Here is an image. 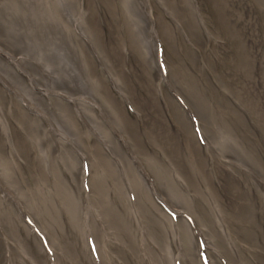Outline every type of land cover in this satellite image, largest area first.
<instances>
[{
  "label": "bare ground",
  "instance_id": "obj_1",
  "mask_svg": "<svg viewBox=\"0 0 264 264\" xmlns=\"http://www.w3.org/2000/svg\"><path fill=\"white\" fill-rule=\"evenodd\" d=\"M102 1L117 25V45L105 41L95 21L97 10L88 13L90 0H0V264H123L128 258L137 264H181V255L188 252L193 264H203L204 253H210L214 264H225L224 259L228 264H256L247 254L264 255V234L248 228L263 231L249 216L251 211L246 225L230 218V230V214L218 208L219 222L212 231L197 222L191 206L192 192L209 207L214 205L217 186L206 173L211 162L216 169L223 165L244 173L258 194L257 212L264 213V159L259 149L264 91L253 84L257 63H264V48L257 58L239 27L242 9L231 6L230 0H206L213 11L210 24L200 0H119L117 6L115 0ZM248 1L262 11L264 25V0ZM228 37L233 75L219 77L212 62L222 60L217 47L229 44ZM126 41L140 56L143 83L153 93L159 74L158 86L177 125L179 145L184 140L190 172L182 160L185 155L172 144L175 139L155 121L149 123L151 135L174 159L188 194L176 185L168 165L138 140L137 123L122 114L107 90L118 88L136 98L121 65L110 55L118 48L123 54ZM206 43L214 54L205 51ZM135 102L142 108L137 98ZM54 128L59 132L46 145L50 137L43 133L51 136ZM12 129L22 135L15 132L12 139ZM61 137L70 143H60ZM8 140L30 162L33 153L26 148L38 143L40 178L35 190L18 178L21 166ZM58 162L70 178L63 177L62 167L53 174ZM102 164L107 177L122 181L116 196L126 212L111 198L110 185L97 176ZM96 178L95 192L90 185ZM46 188L55 189V198L45 195ZM96 194L99 201L93 203ZM164 209L174 215L169 217L177 221L176 230L182 226L186 232V250L179 245L177 254L169 249L165 255L155 246L167 243L154 237L152 225L155 210L167 216ZM63 212L69 217L63 219ZM69 226L78 232L73 239H68ZM221 230L229 232L225 240L239 249L219 250L224 257L211 251L209 238H222Z\"/></svg>",
  "mask_w": 264,
  "mask_h": 264
},
{
  "label": "rangeland",
  "instance_id": "obj_2",
  "mask_svg": "<svg viewBox=\"0 0 264 264\" xmlns=\"http://www.w3.org/2000/svg\"><path fill=\"white\" fill-rule=\"evenodd\" d=\"M228 3H230V5L233 6L234 8L242 9V18H240L239 20V27L242 28V33L244 37L248 39V44L254 48L255 56L257 57V52H258L257 58L261 59L262 48H264V38H263V30H262V27H264V25L261 24V21L263 19L262 11L260 10L259 7L256 6L253 7L251 4H249L248 0H230ZM115 4L117 6L119 4V0H115ZM199 5L206 14V21L210 24H213L214 23L213 11L209 2H207L206 0H200ZM90 9H96L98 12L97 13L98 18L97 19L95 18V21L96 24L102 28L105 41H109L113 45H117V42L119 40L117 25L116 23H114V20L111 17V15L109 17L108 12L104 7L103 1L90 0L89 7L87 9L88 13ZM227 11L229 12V10ZM120 19L121 17L119 15L118 20L120 21ZM199 23L200 25H202L200 17H199ZM177 33L179 37L180 35L179 30L177 31ZM227 41L229 44L225 42L224 43L221 42L217 47V52L220 55H222V60L219 62H212L213 65L212 71L219 77H227L233 75V70L231 64L228 62V59L233 54L234 51L231 47L232 44H231V39L229 37L227 38ZM125 45H126V49H125ZM118 49L116 50L114 49L111 51L110 54L111 58L113 54L115 59L114 62L121 65L122 73L124 74V77L126 78L127 82H129L133 91L136 90V98L142 104L140 105L142 108H139L136 105L135 96L132 97L131 94L129 95L125 91H120L118 88H112L111 90L107 88V90L110 93V96L117 100L122 114H124L125 117L130 116L132 118V121L137 123L138 131L140 133L138 140L141 143L144 142V144H146V146L150 149V151L152 152L151 154L154 157L156 156L159 161L161 162L164 161L168 165L170 170L173 172V178L175 180L176 185L180 189H182L186 194H188V189L186 184L184 183L182 178L178 175V173H176L177 165L174 164V159L166 150H164V148H162L163 146L160 147L161 145L158 146L154 143L151 135L152 132L149 123L151 121H155L158 126L163 127V129L170 135V137H173V139H175L174 143L172 144H175L174 146L177 149H179L178 154L185 155L182 157V160L185 161L184 165L186 170L190 172L191 167L187 160V150L185 149L184 140L182 138L181 145H179L177 125H175V123L172 122L171 120L168 106L164 100L162 89L160 86H158L159 84L157 79L159 77V74L156 76V82H154L155 91L153 93L152 91L148 90L143 83V78H145V72L140 64L141 58L138 55V53L131 48L129 50L127 41L124 44L123 54H122V50L121 49L118 50ZM205 51L214 54L210 44L207 43L205 44ZM256 68L258 71L256 70L254 71V74L256 75V81L253 82V84L255 85L254 87L257 91L259 90L264 91V63L262 65V62L259 60ZM193 70L196 71V69ZM230 82L231 84H233L235 80L232 79ZM216 89L220 92L219 87H217ZM42 93H46V91H42ZM40 96L50 98L49 95H40ZM263 100H264V96H263ZM121 101L123 102L125 108L121 104ZM263 109H264V105H263ZM55 124L59 126L57 122ZM134 128L135 130H137L136 126ZM54 130L55 131L51 136L49 134L43 133V136L45 138L50 137L49 139L46 140V145H49V143L56 137L57 133L59 132L55 128ZM20 131H21L20 129H12V139L15 137V132L22 135ZM181 135L183 136L182 133ZM259 136L262 140V144L259 146V149L264 159V134L261 131H259ZM63 139L67 140L66 143H70L68 139L65 137L60 138V143L65 142L63 141ZM8 142L10 144V150L11 147L13 146V149L15 150V153L18 158V163L21 166L20 169L21 172H19L18 178L25 182L27 181L30 184V186L35 190L36 179L40 178L37 162L41 157V152L38 150V143L32 144L31 142L29 144V147L26 148L33 153L32 161L30 162L26 154H24L23 156L24 158H23L20 156L19 153L16 152L17 147L14 145V142L10 143L9 140ZM8 142L6 141L7 153L9 154V156H12L9 150ZM88 145L90 146L91 143L90 144L88 143ZM12 154L15 157V154L13 152ZM103 165L104 164H102L101 167H98L96 169L97 176L99 177L100 180H104L106 183L110 185L112 192L110 194L111 198L116 201L117 205L121 210L126 212V210L124 209V203L122 204L116 196V193L118 192V185L119 183L121 184L122 181H117L114 179L111 180V178L107 177L106 172L108 170L106 169V172H104L102 169ZM61 167L63 168L64 171V173L62 174L63 177L70 178L69 173L66 171L67 169L63 166L61 162L56 163L55 166L53 165V174L56 175L58 171L61 172ZM212 171L216 173L213 174ZM21 173L23 174V176ZM206 173H208L210 177H212L213 180L215 181L217 186V191L215 192L213 191V197L211 198V201L214 205L212 207H209V205L205 201H203L202 198L199 195H197L195 192L191 193V196L193 197V200L191 201L192 211L194 213L195 219L200 225H203L205 228L211 226L208 228L213 231V226L214 227L216 226L214 224H217L219 222V217L217 215V209L219 208L223 212L230 214V216L227 218V223H226V225L229 226L230 230L232 229L230 217L235 219L238 218L240 219L241 222H243L246 225V221H247L246 218L248 217L247 215L248 211H251L252 214H250L249 216L254 218L253 221L254 222L256 221L258 224H260L263 227V223L260 222L259 219L264 215L261 213H257V205L259 204L258 194L255 188L253 187V185L251 184L250 180L247 178V176L244 173L239 174L237 172H234L230 168H225L223 165L220 168L216 169L213 167V164H211V162H210V167L207 169ZM53 179L54 178H52V180ZM96 183H97V178L96 180H93V182L90 185L93 191H95ZM45 195L50 198L53 197L55 198L54 196L55 189L53 191H50L49 189L46 188ZM92 200L93 203L95 202L97 203L99 201L98 195L96 194L95 197L92 198ZM164 212L167 214V216L161 215L162 213H158V211L155 210L154 212L155 214L153 217L154 220H156V222L152 223V225L153 228L155 229L154 237L158 240L166 241L167 243L161 245L158 242H155V246L157 247L158 250H167L169 252L168 253L169 255H170L169 249L177 250L178 252L179 245L186 250L185 229L182 226H180L179 230L177 231L175 228V222H172V218L169 217V211L164 210ZM60 216H62L63 219L68 218L69 213L63 212ZM151 220L152 219L149 217L148 221ZM147 228L150 232L149 223L147 224ZM248 228L254 234H260L262 232L264 233V231L255 232L250 225L248 226ZM227 233L229 232L227 231L222 232L221 230L222 238L209 236L211 242L214 244L213 246L214 250L211 251L217 256L221 255L219 250H230L232 252L233 250H239L232 243L225 240ZM22 234L24 236H28V233L26 231L22 232ZM66 234H67V230H66ZM77 234L78 232L75 229H73L71 226L68 227L67 235L68 237H70L68 239H73ZM166 234L169 237H167ZM151 239L154 238L151 236ZM175 239H176V246H175ZM223 239H224V243L222 242ZM170 240L171 242L169 243ZM31 245L34 246V242H31ZM68 254L72 257L70 253ZM188 258H189V252L185 257H182V259H188ZM210 258L212 259L211 255ZM183 263L190 264V261L184 260ZM123 264H137V263H132V261L129 260L128 258L125 260Z\"/></svg>",
  "mask_w": 264,
  "mask_h": 264
}]
</instances>
